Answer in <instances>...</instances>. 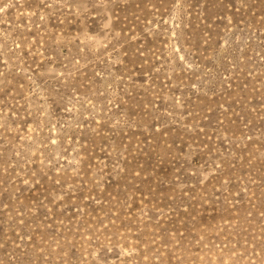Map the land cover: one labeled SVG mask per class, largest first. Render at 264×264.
<instances>
[{
  "label": "rangeland",
  "instance_id": "374dc122",
  "mask_svg": "<svg viewBox=\"0 0 264 264\" xmlns=\"http://www.w3.org/2000/svg\"><path fill=\"white\" fill-rule=\"evenodd\" d=\"M0 264H264V0H0Z\"/></svg>",
  "mask_w": 264,
  "mask_h": 264
}]
</instances>
